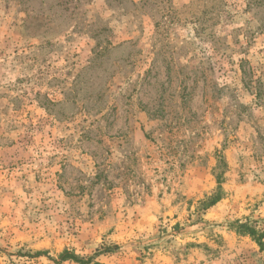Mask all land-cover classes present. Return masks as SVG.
Here are the masks:
<instances>
[{"label":"rangeland","instance_id":"1","mask_svg":"<svg viewBox=\"0 0 264 264\" xmlns=\"http://www.w3.org/2000/svg\"><path fill=\"white\" fill-rule=\"evenodd\" d=\"M0 264H264V0H0Z\"/></svg>","mask_w":264,"mask_h":264},{"label":"trees","instance_id":"2","mask_svg":"<svg viewBox=\"0 0 264 264\" xmlns=\"http://www.w3.org/2000/svg\"><path fill=\"white\" fill-rule=\"evenodd\" d=\"M217 183L220 184V180L217 179ZM218 201H219V196H218V193H216V194L212 195L211 197H209L207 199V201H205V202L202 203L203 210H205L206 208H209V207L213 206ZM239 228L241 230V229L245 228V225H240ZM248 234L254 237L255 232L251 231V232H248ZM255 239L258 241V239L256 237H255ZM68 259L77 261L76 260L77 258L72 253H70L67 250H65L61 254H59V260L60 261H65V260H68Z\"/></svg>","mask_w":264,"mask_h":264}]
</instances>
